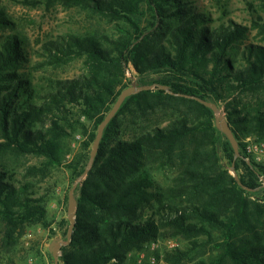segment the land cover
<instances>
[{
  "label": "trees",
  "instance_id": "trees-1",
  "mask_svg": "<svg viewBox=\"0 0 264 264\" xmlns=\"http://www.w3.org/2000/svg\"><path fill=\"white\" fill-rule=\"evenodd\" d=\"M29 2L77 8L116 28L114 35L95 28L45 43L47 63L84 65L78 77L51 78L46 86L20 72L28 60L21 37H3V246L16 244L30 226H50V195L37 196V178L46 180L62 165L80 134L87 139L67 168L73 181L83 175L98 128L129 87L127 72L133 69L140 86H166L170 93L155 88L128 96L105 128L92 168L75 194L76 222L59 261L130 264L129 255L147 243L181 237L186 246L167 253L169 264H264V173L246 161L241 141L246 136L264 141V0L249 3L250 26L232 20L213 26L211 13L197 11L189 0ZM11 27L0 10V31ZM254 31L255 40L247 42ZM192 97L224 108L239 158L229 140L223 142L214 112ZM125 120L146 125L130 139L119 138ZM161 170L172 172L165 187L154 176ZM60 224L67 236L69 221Z\"/></svg>",
  "mask_w": 264,
  "mask_h": 264
},
{
  "label": "rangeland",
  "instance_id": "rangeland-1",
  "mask_svg": "<svg viewBox=\"0 0 264 264\" xmlns=\"http://www.w3.org/2000/svg\"><path fill=\"white\" fill-rule=\"evenodd\" d=\"M189 1L197 11H208L211 13V17L214 20L213 26L219 24L221 21L223 22V20L224 22L232 20L246 26L251 25L252 17L249 3H253V0ZM258 3L255 2V4ZM0 10L4 12L6 18L12 23L11 28L0 31V43L5 35L18 34L21 37L24 41V56L28 60L24 62V65L20 68V72L26 74L27 77H30L33 84L39 86H46L47 80L51 78L73 79L81 75L84 69L82 61H74L65 66L47 63L45 57L42 56V47L45 43L55 40L65 33L94 30L95 28H101L105 33L108 32L110 35H114L116 28L114 23H110L106 19L90 17L77 8L65 7L61 4L49 6L46 3H41L33 5L32 2L26 3V0H0ZM255 34V31L251 32L247 42L254 41ZM126 83L129 87L134 83L139 85L133 69L127 72ZM219 110L225 115L223 107H220ZM144 125H146L144 122H140L137 126H134L125 120L120 130L119 138L130 139L133 133L141 132V127ZM89 130H92V125H89ZM80 135L81 140L78 141L75 137L72 142V151L63 157L62 165L51 170L46 180L43 181L41 176L37 178L38 182H40L38 184L39 194L37 196L50 195V200L47 204L50 226L48 228H44L41 225L28 227L25 234L16 244L9 248L3 246V234L0 230V264H54V258L49 254L51 252L50 246L57 240L63 244L67 241V236L64 234L66 227L60 223L68 220L67 197L76 181L80 179L79 177L73 181L71 173L67 168L75 157L81 153L82 144L87 139V136ZM224 136L223 142L227 138ZM248 137L253 136L241 138L243 145L244 140ZM26 163L29 165L35 164V160L27 158ZM223 164L227 165L225 159L223 160ZM19 169L21 173L24 172L22 168ZM231 173L233 174L232 171ZM263 175L260 176L262 177ZM154 176L156 182L165 187L170 183L172 172L170 170H161L156 172ZM260 180L264 187V182L262 179ZM82 182L79 184V187ZM79 187L76 193H78ZM259 195L261 196L259 198L263 197L262 193ZM153 243L159 244V248L155 250V254L160 259L161 264H169L166 260L167 253L176 248L184 249L186 246L185 240L181 237L159 239L157 242L147 243L141 250L130 254L128 262L130 264H139L140 257L143 254L150 255L152 253L150 247ZM59 264L62 263L59 261ZM110 264L115 263L112 262Z\"/></svg>",
  "mask_w": 264,
  "mask_h": 264
},
{
  "label": "water",
  "instance_id": "water-1",
  "mask_svg": "<svg viewBox=\"0 0 264 264\" xmlns=\"http://www.w3.org/2000/svg\"><path fill=\"white\" fill-rule=\"evenodd\" d=\"M155 88H163L164 90H167L170 93V91L168 90V88L166 86H159V85L139 86V85L134 83L131 87H128L127 89L122 91L117 102L115 103V105L113 106L111 111L107 114L105 119L100 124L98 131H97V135H96L94 144H93V147H92L90 160H89V163L87 165V168L85 169L83 175L80 177V179H78L76 181L73 188L69 192V196H68V220H69L70 225H69L68 232H67V241L65 244H63L59 241H55L50 246V251H51L52 256L54 258V264H59L61 247L66 246L71 242V238H72V234H73V230H74V226H75V222H76V212H77V206H78L75 193L79 187V184L86 179L90 169L92 168L95 157L97 156V153L99 151V146H100L101 140L103 138L105 128L108 126V124L111 122V120L116 116V114L118 113L122 104L124 103V101L127 99L128 96L136 94L138 92H142V91L153 90ZM192 98L197 100L201 104L205 105L206 107L210 108L214 112L215 117H216V120H215L216 121V127L219 129L220 132H222L227 137V139L229 140V142H230V144L234 150L235 157L239 158L241 155L240 149H239V143H238V140L236 139L234 132H233L230 124L228 123L225 115L219 110L217 105H215L214 103L200 99V98H197V97H192ZM231 171L233 172V167H232ZM234 178L239 183V185L242 186L240 179H239V176L234 174ZM260 179L263 180V178L261 176H260Z\"/></svg>",
  "mask_w": 264,
  "mask_h": 264
},
{
  "label": "built area",
  "instance_id": "built-area-1",
  "mask_svg": "<svg viewBox=\"0 0 264 264\" xmlns=\"http://www.w3.org/2000/svg\"><path fill=\"white\" fill-rule=\"evenodd\" d=\"M76 140H81V135L76 136ZM244 154L247 162L255 163L264 170V141H259L255 137H248L244 140ZM264 182V175L262 176ZM159 248L158 243H153L150 247V255L143 254L140 257L139 264H161L160 259L155 254ZM115 263V260L113 261Z\"/></svg>",
  "mask_w": 264,
  "mask_h": 264
},
{
  "label": "crops",
  "instance_id": "crops-1",
  "mask_svg": "<svg viewBox=\"0 0 264 264\" xmlns=\"http://www.w3.org/2000/svg\"><path fill=\"white\" fill-rule=\"evenodd\" d=\"M57 241H59V240H57Z\"/></svg>",
  "mask_w": 264,
  "mask_h": 264
}]
</instances>
